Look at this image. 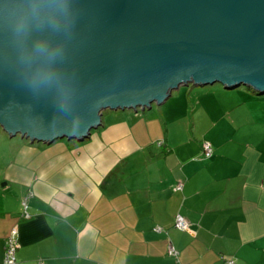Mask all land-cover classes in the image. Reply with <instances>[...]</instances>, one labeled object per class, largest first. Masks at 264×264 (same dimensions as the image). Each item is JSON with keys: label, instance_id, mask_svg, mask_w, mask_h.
<instances>
[{"label": "crops", "instance_id": "0c3cea01", "mask_svg": "<svg viewBox=\"0 0 264 264\" xmlns=\"http://www.w3.org/2000/svg\"><path fill=\"white\" fill-rule=\"evenodd\" d=\"M243 91L192 88L193 119L160 110L83 143L22 140L0 174V264L15 228L17 264H264V96Z\"/></svg>", "mask_w": 264, "mask_h": 264}, {"label": "water", "instance_id": "95a60500", "mask_svg": "<svg viewBox=\"0 0 264 264\" xmlns=\"http://www.w3.org/2000/svg\"><path fill=\"white\" fill-rule=\"evenodd\" d=\"M264 96V0H0V128L83 143L181 87Z\"/></svg>", "mask_w": 264, "mask_h": 264}, {"label": "rangeland", "instance_id": "374dc122", "mask_svg": "<svg viewBox=\"0 0 264 264\" xmlns=\"http://www.w3.org/2000/svg\"><path fill=\"white\" fill-rule=\"evenodd\" d=\"M214 89L219 90L220 88H222L220 85H215L213 86ZM193 87H190V89H186L185 87H181L178 91L173 92L172 94V98L166 102V104H164L163 106H158L156 104L153 105V110L150 111H146L145 113L142 112V110L138 111V114H135L134 111H126V112H121V111H117V112H113V111H105L103 113V118H102V123H103V127L108 125L107 123H119L118 121L120 120V116L123 115H138V116H143L144 114L147 115H155L157 114L160 110H163V112L165 111H171L170 112V116L172 117V119H177L180 116H186V117H190L193 119V113L195 111V102L197 101V95L193 96L192 94H189L191 92ZM211 88V87H210ZM224 90V88H223ZM243 90H248L246 88H240L237 90H233L230 91L231 93H241L244 91ZM201 91V90H200ZM194 92H199L198 89H196ZM247 92V91H246ZM173 105V106H172ZM101 129V128H100ZM189 131L190 133L193 132L192 128L189 127ZM95 132V131H93ZM92 132V133H93ZM24 139H22L20 136L16 137V138H10V136L8 134H6L1 128H0V174L2 172V170L5 171L6 167L14 162V159L16 158V154L18 152H20L21 148H22V144ZM27 141V140H25ZM24 141V142H25ZM67 140H62V141H57V142H64ZM55 142V143H57ZM39 143H36V146H38ZM44 145V144H41ZM1 185V184H0ZM6 200V198H5ZM9 201V200H7ZM9 205H12L14 210L17 206V204L14 202V200H11V202H9ZM8 203L7 205H4L2 209V211L6 212V209H8Z\"/></svg>", "mask_w": 264, "mask_h": 264}, {"label": "built area", "instance_id": "2783aa9c", "mask_svg": "<svg viewBox=\"0 0 264 264\" xmlns=\"http://www.w3.org/2000/svg\"><path fill=\"white\" fill-rule=\"evenodd\" d=\"M202 154H203V158L206 159V160H209L213 157L214 155V149L213 147L211 146V144L209 143H204L203 146H202ZM183 190V186L182 184H179L176 188V191H182ZM32 197V195H28L23 203H22V207H23V210H24V213H23V217L25 219H29L30 218V215L28 213V200ZM175 228L179 231H182V232H185L188 228V222L187 220L181 216V215H178L176 217V220H175ZM157 234H162L164 233L163 230L161 228H155L154 230ZM17 236H18V231H17V228L13 229L9 238L7 239L6 241V245H5V248H4V259H3V262L1 264H17V252L18 250L20 249V245L18 243V239H17ZM167 254L169 257L171 258H174L176 260H179V257H180V254L179 252L176 250V248L170 244L168 246V251H167ZM42 264V263H40ZM220 264H236V262L232 259H225V258H222L221 260V263Z\"/></svg>", "mask_w": 264, "mask_h": 264}]
</instances>
